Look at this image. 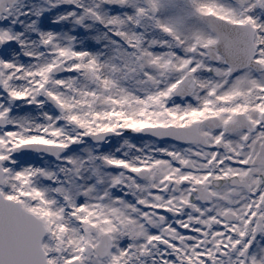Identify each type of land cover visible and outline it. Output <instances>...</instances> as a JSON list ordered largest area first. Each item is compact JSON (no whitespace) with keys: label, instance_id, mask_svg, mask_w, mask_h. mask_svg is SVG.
I'll use <instances>...</instances> for the list:
<instances>
[{"label":"snow or ice","instance_id":"1","mask_svg":"<svg viewBox=\"0 0 264 264\" xmlns=\"http://www.w3.org/2000/svg\"><path fill=\"white\" fill-rule=\"evenodd\" d=\"M0 264H264V0H0Z\"/></svg>","mask_w":264,"mask_h":264}]
</instances>
